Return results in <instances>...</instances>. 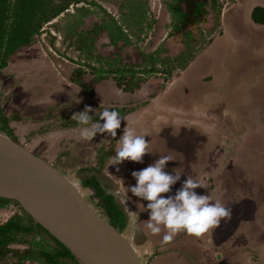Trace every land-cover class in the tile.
Segmentation results:
<instances>
[{
  "label": "rangeland",
  "instance_id": "1",
  "mask_svg": "<svg viewBox=\"0 0 264 264\" xmlns=\"http://www.w3.org/2000/svg\"><path fill=\"white\" fill-rule=\"evenodd\" d=\"M96 1L121 17L123 0ZM147 1L151 27L139 35L140 40L125 48H110L103 36L98 37L101 54L117 52L133 64L141 61L139 50L152 51L161 43L170 58L185 51L184 30L168 36L167 0ZM218 1L211 15H201L193 23L195 46L215 40L196 55L186 74L174 78L159 72L133 93L119 89L111 78L91 85L90 71L78 63L79 52L52 24L63 25L75 12L73 5L45 24L32 43L12 54L0 72V107L13 136L60 170L107 219L95 190L81 183L96 176L125 212L127 225L122 233L130 238L143 264H264V25L255 24L250 17V9L264 5V0ZM97 18L94 14L86 17V25L90 27ZM192 26L189 22L184 28ZM79 67L92 90L71 80ZM178 70L181 74L182 69ZM86 107L93 109L90 124L103 123L100 114L104 109L121 112L127 108L120 116L123 120L117 136L98 133L92 141H82L79 130L84 126L72 115ZM127 128L145 136L150 153L143 162L110 165L117 141ZM0 133L11 138L1 128ZM102 155L106 158L100 163ZM161 155L173 158L166 172L181 173L171 191L162 195L174 196L191 176L203 183L195 191L230 208L231 219L221 220L219 227L201 237L181 232L167 245L161 243L163 232H134L135 217L141 224L150 218L143 211L148 202L128 191L126 210L119 194L136 185L134 171L148 167ZM15 212L20 209L13 202L1 208L0 223ZM15 261L14 255L7 256L0 264Z\"/></svg>",
  "mask_w": 264,
  "mask_h": 264
},
{
  "label": "trees",
  "instance_id": "2",
  "mask_svg": "<svg viewBox=\"0 0 264 264\" xmlns=\"http://www.w3.org/2000/svg\"><path fill=\"white\" fill-rule=\"evenodd\" d=\"M184 1L188 0L165 2L170 13L169 37L181 32L182 26L188 21L189 12L182 7ZM78 3L82 4L76 6ZM196 4L198 8L193 9V15L200 13L203 2L197 1ZM70 5H73L75 12L69 14L65 23L52 24L55 30L65 33L64 39H70V45L79 52L78 63L90 71L92 86L105 78H111L119 89L133 93L159 72L169 77L178 75V69H185L196 53L211 42L208 41L202 47L195 46L194 29H186L182 32L185 51L178 57L170 58L165 55L166 47L161 43L152 51L139 50L141 61L131 64L124 61L117 52L107 56L101 54L97 41L98 37L103 36L105 45L110 48L135 45V41L140 40L139 35L151 27L147 0H123L119 6L120 18L96 0H0V72L7 66L8 58L12 54L21 46L32 43L34 37L41 34L42 27L66 12ZM92 14L98 18L88 27L85 19ZM250 17L255 24L264 25V6H254ZM136 48L139 49L137 45ZM75 72L77 75L71 77V80L87 90H92V86L87 85L82 79L84 70L79 67ZM127 110L124 108L118 112L121 116ZM0 120L3 124L0 128L9 134L11 139L18 141L9 130L8 119L1 107ZM105 158L102 155L100 163ZM81 183L95 190L108 222L123 232L127 225L126 214L116 202L114 195L106 193L94 175L86 177ZM12 202L18 205L20 212L13 213L0 223V261L14 255L16 260L14 264H82L71 250L37 223L18 201L0 197V209ZM12 244H21L24 247L12 248Z\"/></svg>",
  "mask_w": 264,
  "mask_h": 264
},
{
  "label": "water",
  "instance_id": "3",
  "mask_svg": "<svg viewBox=\"0 0 264 264\" xmlns=\"http://www.w3.org/2000/svg\"><path fill=\"white\" fill-rule=\"evenodd\" d=\"M0 197L14 199L82 264H143L122 232L60 170L0 133Z\"/></svg>",
  "mask_w": 264,
  "mask_h": 264
},
{
  "label": "clouds",
  "instance_id": "4",
  "mask_svg": "<svg viewBox=\"0 0 264 264\" xmlns=\"http://www.w3.org/2000/svg\"><path fill=\"white\" fill-rule=\"evenodd\" d=\"M92 111L91 107H86L84 111L72 115L73 120L84 126L79 130L82 141H92L98 133L115 138L123 120L119 112L104 109L100 114V121L103 123L90 124L89 113ZM117 145L116 154L112 156L110 165H120L124 161L143 162L144 155L150 153L149 142L134 128L124 129ZM171 160H173L171 156L161 155L148 167L134 171L132 176L137 181L136 185L126 188V192L119 194L120 203L126 210L128 191L148 202L146 207L143 205V211H148L150 218L141 224L139 217H135L133 230L138 233L147 230L153 235L163 232L162 245L171 243L181 232L201 237L219 227L221 220L231 219L230 208H226L219 201L213 203L208 195H201L195 191L202 188L203 183L191 176L182 183L174 196L162 195L169 193L172 186L181 178V173L175 170L174 175L165 171L167 163Z\"/></svg>",
  "mask_w": 264,
  "mask_h": 264
},
{
  "label": "flooded vegetation",
  "instance_id": "5",
  "mask_svg": "<svg viewBox=\"0 0 264 264\" xmlns=\"http://www.w3.org/2000/svg\"><path fill=\"white\" fill-rule=\"evenodd\" d=\"M197 1H202L203 2V5H202V7L200 8V13L198 14V15H196V14H192V11H193V9H197L198 7H197ZM196 2V3H195ZM219 3V1L218 0H188V1H184L183 3H182V7H183V9H184V7H185V11H188L189 12V15H188V21H187V23H185L182 27H183V30L185 31L186 29L184 28L189 22L191 23V25H193L192 26V28L191 29H193L194 28V22H196V21H198V19H201L202 18V16L201 15H204V17H206V15H211V11H213L215 8H217L218 7V4ZM166 11H167V13H168V17H169V21H170V13H169V11L167 10V7H166ZM255 242H260V240L258 241H255ZM263 242V243H262ZM261 243V247H263L264 246V241H262ZM251 244V243H250Z\"/></svg>",
  "mask_w": 264,
  "mask_h": 264
},
{
  "label": "crops",
  "instance_id": "6",
  "mask_svg": "<svg viewBox=\"0 0 264 264\" xmlns=\"http://www.w3.org/2000/svg\"><path fill=\"white\" fill-rule=\"evenodd\" d=\"M148 4H150V3H148ZM259 5H260V4H259ZM262 6H264V5H262ZM253 7H254V6H253ZM253 7H252V8H253ZM252 8H251V9H252ZM251 9H250V13H251ZM258 25H260V24H258ZM189 28H190V27H189ZM192 30H193V29H192ZM193 31H194V30H193ZM214 40H215V38H213V40H211V42H209V43L207 44V46L204 48V50H205L208 46H210V45L213 43ZM201 51H203V49L200 50L199 52H201ZM199 52H197L196 55H197ZM196 55L192 58V60L189 61L187 67H188L189 64L194 60V58L196 57ZM187 67H186V68H187ZM186 68H185L184 70H182V71L180 70V71H181V72H180L181 74H178V75H175V74H174V75H172L171 77L176 78V77H178L179 75L181 76L184 72H185V74H186ZM206 73H208V72H206ZM209 74H213V76H214V73H212V72H209ZM200 79H201V78H200ZM212 81H213V78H212ZM212 81H211V82H212ZM236 170L238 171V174H237V175H239V174L241 175V174H242V173L239 172V169H238V168H236Z\"/></svg>",
  "mask_w": 264,
  "mask_h": 264
}]
</instances>
